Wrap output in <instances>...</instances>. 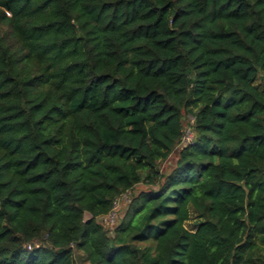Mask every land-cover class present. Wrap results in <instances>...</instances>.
I'll use <instances>...</instances> for the list:
<instances>
[{"label":"trees","instance_id":"16d2710c","mask_svg":"<svg viewBox=\"0 0 264 264\" xmlns=\"http://www.w3.org/2000/svg\"><path fill=\"white\" fill-rule=\"evenodd\" d=\"M81 262L264 264V0H0V264Z\"/></svg>","mask_w":264,"mask_h":264},{"label":"rangeland","instance_id":"374dc122","mask_svg":"<svg viewBox=\"0 0 264 264\" xmlns=\"http://www.w3.org/2000/svg\"><path fill=\"white\" fill-rule=\"evenodd\" d=\"M189 134H190L189 135V137H190L191 136V132ZM174 162H175V153H172L169 156V158H167L166 160H164V161H162L160 163V166H161L162 169L167 170L174 164ZM142 189H145V185L144 184H137L133 188V192H139ZM127 201H128V195H124V196L120 197L116 201V204L114 206V216H113V218L110 215L104 217L103 219L101 218L102 219L101 221L105 224V226L112 227V225L117 222V219L119 217H121L123 212L125 211V208L127 206ZM192 222H193V220L189 221L187 223V226L191 227ZM80 264H89V263L88 262H81Z\"/></svg>","mask_w":264,"mask_h":264},{"label":"built area","instance_id":"2783aa9c","mask_svg":"<svg viewBox=\"0 0 264 264\" xmlns=\"http://www.w3.org/2000/svg\"><path fill=\"white\" fill-rule=\"evenodd\" d=\"M189 133H190V131H187L185 133V135H184V137L182 139V144H185L186 142H188L190 140L191 136L189 137V135H190ZM109 215L113 218L114 213H110Z\"/></svg>","mask_w":264,"mask_h":264}]
</instances>
